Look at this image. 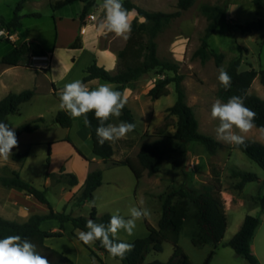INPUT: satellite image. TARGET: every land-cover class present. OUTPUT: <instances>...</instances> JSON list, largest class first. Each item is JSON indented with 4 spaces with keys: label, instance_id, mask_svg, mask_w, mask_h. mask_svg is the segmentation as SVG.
Segmentation results:
<instances>
[{
    "label": "rangeland",
    "instance_id": "374dc122",
    "mask_svg": "<svg viewBox=\"0 0 264 264\" xmlns=\"http://www.w3.org/2000/svg\"><path fill=\"white\" fill-rule=\"evenodd\" d=\"M20 1L0 0V19L11 20L14 17L15 9ZM132 1L139 7L149 11L165 13L179 11L178 0ZM227 2L229 5L226 22L219 25L209 41L211 48L224 55V60L219 66L215 63L214 58H210L206 63H202L199 58L193 57L201 45V38L204 36L208 25V20L202 14L201 8L204 5L224 6ZM101 3L102 0H97L95 5L88 11L84 21H81L80 16L84 5L79 0H27L20 13L22 16V27L15 31H9L6 27H0V60L13 50L14 45H20L24 40L28 39L42 44L48 50L55 49L56 51L51 72H44L43 74L45 78L41 85L42 88L48 85L46 79H51V77L59 85L81 79L84 74V69L94 62V42L90 37L94 31H90L87 36L84 50L73 51L69 49V45L75 41L74 35L79 30V25H81L79 35L82 36L84 32L83 28L87 27L88 24H94L92 16L96 15L98 17L100 15L101 9L99 6ZM35 14H38V16H34ZM135 15V18H137L138 13L136 12ZM142 19L139 18L141 22ZM258 20H262L264 23V6H257L253 3V0H196L192 8L183 11L181 16L169 23L156 38L158 57L162 61L177 63L179 65L178 74L183 76L182 86L186 93V101L196 113L200 131L215 139V129L219 121L213 120L210 113L212 104L216 99H219L217 96L218 88L220 87V83L217 80L218 69L223 66L226 70L230 63L239 58L242 61L241 71L251 69L259 71L264 69V28L261 31L243 33L239 27L240 25L245 26ZM2 31L4 33L1 34ZM124 41V39L117 38L112 34L102 36L100 39V43L104 46L109 43H115L119 47ZM72 59L75 62H72ZM23 63L24 66L26 65L32 68L38 66L46 70L50 67V58L48 56L47 61L35 60L34 56L28 55ZM2 68H6V65L0 63V69ZM174 76V72H163L156 69L143 75L132 84L135 91L132 99L139 105L137 106V114L135 115L139 133H134L131 136L134 143L157 144L164 141L163 136L157 133V129L163 126L166 120L174 125L167 129L165 135L172 134L176 131L175 123L177 122V118L175 116H168L167 112V108L173 106L177 101L176 84L171 83L169 85L170 95L160 98L159 101L156 100L157 102L148 96L152 85H155L158 80ZM25 79V85L28 88L32 87L34 84L33 81L27 77ZM250 92L264 99V86L261 84L259 78L255 79ZM47 94L45 92L40 94L44 100H47L22 106L20 113L8 116L4 123H7L14 130L24 123L31 122L36 118L38 119V117L49 118L51 112L58 106V100H48ZM147 105H149V108L146 107ZM151 109H154L153 115ZM45 128L34 133L28 139L34 142V145L31 147L30 158L26 167L21 171V176L25 181L41 190L47 188L49 202L55 211L61 213L65 207L63 197L59 194V186H54V189H49L48 187L50 186H46V176L50 168V164L48 163L49 142L60 140L66 135L67 130L60 125H51L49 123L45 125ZM246 139L264 144V131L255 127L247 134ZM74 140L77 146H79V141ZM221 144L222 146L216 155L210 157L207 154L209 162L205 160L206 156L204 157L203 164L206 168L207 164L210 165L211 174L218 176L221 181L223 180L229 192L235 195L239 192L235 188L238 179L232 177V171L252 172L259 177L258 181L248 184L240 194V199L243 203L236 202L233 209L228 211V235L233 233L236 224L242 218H245V216L251 215L259 217L261 219V226L257 231L254 245L258 256L264 264V209L261 206L259 197H256L260 194L264 195V187L260 182V179H264V170L241 150L233 149V145L223 142ZM59 146H62V144H58L55 149L58 156L55 158L54 168H57V165L60 164L64 155L62 147L59 148ZM163 146L165 148L170 147L169 144ZM202 147L198 143H192L188 148V152L192 150L194 154H197ZM202 149L204 153H207L204 148ZM14 151L24 152L25 148H16ZM188 152L183 155L181 150L173 151L164 160L159 174L161 177L164 176L173 179L170 180L173 182L168 190L178 187L183 180L185 181L184 183L193 182L194 184L192 186L197 190H201L204 187V182L209 181L207 173H203V171L196 175L197 169H194L192 163L188 161ZM11 156L7 160L0 158V175L7 174L10 171L9 164L12 165L11 161H13ZM172 164L174 171L172 170ZM118 169L120 168H113L111 170L112 172L110 174L108 173L106 177L116 178L118 171H120ZM124 169L130 171L129 168ZM130 177L133 182L135 180L134 173L133 176L130 173ZM130 190V194L134 198V190L131 188ZM126 193L124 192V195ZM3 196V191L0 190V198L5 197ZM76 197L71 203H74ZM97 203L100 204V198L97 201L93 199V201H88V203L85 202V205L83 204L77 208H74L73 205V208L71 207L66 213H73L76 217L89 218L92 209L97 208ZM153 205L155 207L156 202ZM156 214L155 212L152 213L151 217H154ZM75 237L67 236L59 242V245L75 252L77 250V241L73 240ZM180 245L189 258L196 264H202L208 255L209 248H195L189 238L184 235L181 237ZM172 253L173 245L171 243H165L163 252H152L146 261L151 262L156 257L158 261L166 262ZM63 254L66 255L64 252ZM110 260L113 261V264H122L116 258H111ZM210 264L250 263L238 256L233 249L221 248Z\"/></svg>",
    "mask_w": 264,
    "mask_h": 264
},
{
    "label": "trees",
    "instance_id": "16d2710c",
    "mask_svg": "<svg viewBox=\"0 0 264 264\" xmlns=\"http://www.w3.org/2000/svg\"><path fill=\"white\" fill-rule=\"evenodd\" d=\"M27 0H21L16 9L14 17L11 20L0 19V27H6L9 31H15L22 27L21 11ZM70 1V0H67ZM83 3V11L80 20L84 21L88 11L95 5L97 0H79ZM196 0H178L179 11L175 13H165L160 11L145 10L136 5L132 0H123L124 7L129 10H135L138 17L132 22L130 38L127 39L125 47L118 53V66L116 73H112L96 62L88 66L84 72L86 76L82 79L84 83L95 79H101L115 84L116 90L124 95L127 86L137 81L143 75L159 69L163 72H174V77H165L156 82L150 89L148 96L153 101L162 97L169 96L171 91L169 85L176 84L177 101L167 109L168 116H175L176 131L174 135H165L167 129L174 124L166 120L165 124L157 129V133L163 136L164 141L157 144H144L136 158L127 157L121 161H113L114 149L109 142L103 146L98 143L95 129L99 126V121L94 113L88 114L91 127H88L93 140V155L97 159L105 162L111 161L114 166H128L137 180H140L145 171L149 176L159 173L164 160L173 151H182L183 155L188 152L192 143H198L204 147L210 155H216L222 144L214 137L204 134L200 131L199 121L194 109L186 101V93L182 86L183 76L178 74L179 65L177 63L162 61L158 57V45L156 38L164 28L174 19L181 16L183 11L193 7ZM259 7L264 6V0H253ZM228 2L224 6L204 5L201 8L202 14L207 18L208 25L204 36L201 38V45L194 53L195 58H199L202 63H206L210 58H214L219 66L224 60V55L217 52L210 46V38L216 32L217 28L223 22H226ZM34 16H38L35 14ZM143 18L144 21H140ZM243 33L261 31L264 28L262 20L253 21L245 26H239ZM81 35L76 38L70 49H82ZM48 51L35 41H26L20 45H14L13 50L2 57L1 64L7 66H19L28 55L47 56ZM241 59H237L229 64L226 71L232 78L231 87L224 89L221 85L218 88L217 96L222 102L233 96L244 97L245 106L256 113V128L264 129V99L252 94L251 88L255 79L259 78L264 86V69L241 71ZM35 95V90L29 89L21 93H11L0 100V121H5L8 116L17 114L23 103L29 102ZM83 120V118H81ZM121 120L135 124L136 120L132 111L125 105L122 109ZM55 124L63 128H71L73 119L64 111H59L53 120ZM112 119L108 121L111 123ZM47 124L43 117L34 121L24 123L14 129L17 139L25 133H32L39 130ZM71 142L70 138L65 139ZM169 144L170 147L163 145ZM52 144H49V147ZM233 149L241 150L251 160L256 162L264 170V144L246 139V143L241 146L233 145ZM14 150V148H13ZM12 150V160L15 162H24L27 159L28 152L18 153ZM78 152L86 158L81 151ZM50 148L48 163L50 162ZM88 159V158H86ZM47 179L52 184L65 183L71 187L78 185V178L73 173H67L63 167L59 173H48ZM232 177L239 179L235 185L238 190H243L248 183L259 180L257 174L246 171H232ZM103 171L95 170L89 173L85 184L76 197L74 206H81L87 201L94 199L95 191L102 185ZM0 184L7 188H15L20 191H26L37 199L40 203L46 205L49 209L47 214H34L26 222L19 223L6 220L0 217V239L10 235H20L27 238L36 245V250L44 256L49 264H74L73 260L46 244V239L50 237H63L64 225L71 222L75 229L87 231L86 222L88 219L96 223L108 224L111 214H105L97 217L96 208L92 209L89 218L74 217L71 213L57 212L53 209L47 198V188L39 189L31 183L25 181L19 172L9 171L7 174L0 175ZM264 187V183H263ZM262 187V188H263ZM160 199L163 202V213L158 227H153L147 222L149 235L145 238H138L134 241H124L134 244L132 251L126 253L121 262L123 264H192L180 245L181 233L184 228L189 229V235L197 244H211L213 251L209 254L206 264H209L216 254V250L223 241L227 227L228 218L225 208V200L222 197V181L218 176L213 175L210 182L201 190L190 187L183 183L179 187L172 188L162 194ZM261 206L264 209V195H259ZM56 220L61 224V230L55 233H49L41 228L45 221ZM261 225L259 217L247 215L240 231L230 240L227 246L231 247L235 253L247 260L250 264H260L258 258L252 253L251 245L257 229ZM123 241V240H121ZM173 245V254L167 262L153 261L146 263V259L151 250L162 252L164 244ZM100 251L109 254L103 248L99 241H96ZM95 256V253H91ZM119 259V258H117ZM120 260V259H119Z\"/></svg>",
    "mask_w": 264,
    "mask_h": 264
},
{
    "label": "crops",
    "instance_id": "0c3cea01",
    "mask_svg": "<svg viewBox=\"0 0 264 264\" xmlns=\"http://www.w3.org/2000/svg\"><path fill=\"white\" fill-rule=\"evenodd\" d=\"M135 14H136V11L134 12L132 22L136 17ZM142 21H144V20L142 19ZM78 24H79V21H78ZM83 30H84V32L82 33V36H81L82 40H83L82 41L83 48L82 49H70V46L74 43L73 42L69 45V49L73 50V51L84 50V48L86 46V40L88 38L87 36L89 35L90 31H92V32L94 31V33L91 34V36H90L92 41L94 42V49H95V52L93 55L94 62H96L100 67H103L112 73H116L117 66H118V53L125 47L127 40H125L124 43H122L119 47L116 46L115 43H109L108 45L104 46L100 43V39L102 36H99L96 33V31L94 29V24H88V26L83 28ZM80 31H81V25H79V30H77L75 35H74L75 40L78 36H80L79 35ZM26 41H32V40H28V39L24 40V42H26ZM46 50L48 51L47 56H49V58H50L49 69L43 70L41 67H38V66L35 68L29 67L26 65L24 66V63H23L24 61L19 66H7L6 65V68L0 69V100H2L3 98H5L7 95H9L11 93H21V92H23L25 90H29V89L35 90L34 97L29 102L23 103L20 106L18 113H20L22 106H25L28 104L32 105V104L40 102V101L42 102L44 100V98L40 94L44 93V92L48 93L47 94L48 100L53 101L54 99H57L58 105H59V98H58L57 93L60 91V89L63 88V86L65 84L59 85L58 82H55L54 81L55 79L53 77H51V79H46L48 81V85L46 87L44 86V88H42V86H41L43 84V79L45 78V76L43 75L44 72L50 73L52 70V64H53L55 52H56L55 49L54 50L46 49ZM73 59H75V58H73ZM73 59H72V62H75V60H73ZM92 64H90V65H92ZM83 73L84 74L80 80H82L86 76V73L84 71H83ZM25 77H27L29 80L31 79L33 81L34 84L32 87L28 88V86L25 85L26 84ZM134 82H136V81H134ZM134 82L130 83L127 86V88L125 89V92H124V96L127 97V103H126L127 107L132 111V113L135 117V115L137 114V106H139V105L135 100L132 99V96L135 92L134 87L132 85ZM105 83L109 84L113 89L116 90L117 86L115 84L103 81L101 79H95V80H92L90 82H87L86 84L89 86L90 89H93V88H96V87L100 86L101 84H105ZM153 87H154V84L152 85L151 88H153ZM45 100H47V99H45ZM157 101H159V100H157ZM146 107L149 108V105H147ZM153 110L151 109L152 115L154 113ZM59 111H60V109L57 106L55 108V110L51 112V116L49 118H46V117H43V118L46 120L47 123H49L51 125H55L53 120L55 119V117ZM147 113L149 114V112H147ZM38 118H40V117H38ZM36 119H34V120H36ZM34 120H32V121H34ZM135 120H136V118H135ZM120 121H122L121 116L119 118H112L111 123H119ZM136 123H137V120H136ZM43 129H46L45 126H44V128H40L39 130H36L32 133L22 134L17 139L18 140V146L16 148H25L24 152L21 151L18 153L28 152V156L24 162L11 161L12 165L9 164L10 171H17L21 175V171H23V169L26 167V164L28 163V160L30 158L31 147L34 145V142H31L28 139L34 133L41 131ZM65 129L67 130L65 136H63L58 141L49 142L52 145L49 147L50 151H51V157H50V162H49L50 168H49L48 173H51V172L59 173L61 168L64 167L67 173H73L77 176L78 185L74 186V187H71L65 183L53 185L49 179H46L47 180L46 186L47 187L50 186V187H48L49 189H54L55 188L54 186H59V194H61V196L63 197L64 207L66 208V211H68L71 207L73 208L74 203H71V201L76 196L78 197L80 195V192H81V190L85 184V181H86L89 173H91L95 170H102L103 171L102 185L94 193V195H95L94 199L96 201L98 200V198H100V204L97 203V208L95 207L97 210V217L100 218L105 214H111L112 215L118 211L120 215L125 216L127 218L128 209L131 206H140L139 201L143 200V202H144L143 206L148 209L149 215L146 218L142 219L141 221L137 222V227L135 229L134 235L129 236V235H127L126 232L120 231L119 239L129 242V241H134L138 238L147 237L149 235L147 222L150 223L153 227H156V228L158 227L159 222H160L161 217H162V213H163V202L160 199V196L169 191L168 188L170 187V185L173 182L170 180H173V179L169 178V177H164V176L161 177L159 173L155 174L154 176H149L148 172L145 171L140 180H137V178L135 177V180L132 182L131 177H130V173L133 176V171L128 166H114L111 161L105 162L101 159H97L94 157V155H93V140L91 137V132H90L89 128L84 125L83 120L81 118L73 119V126L69 129H67V128H65ZM134 133H137V134L139 133L137 125H136V130L129 133L125 138L120 139V140L115 141V142H109L114 149L113 161H121L127 157H130V158H136L137 157L142 146L146 143H143V142L134 143L132 141L133 138L131 137ZM174 133L168 134V135L172 136V135H174ZM66 138H70L72 143L66 141L65 140ZM74 139H76V141H79V144H78L79 146H77ZM60 143L62 144V146H59V148L62 147L64 155H63V159L60 162V164L57 165V168H54L53 166H54L55 161H56L55 158H56V156H58V154L56 153L57 151L55 149L58 146V144H60ZM16 148H14V149H16ZM202 148H204V147H202ZM202 148L199 150V152L197 154L196 153L194 154V152H192V150H190L188 152V161H190L192 163V167L194 169H197L196 175H198L200 172L203 171V173H207V175L209 177V181H210V179L213 177V175L211 174V171H210V165L207 164V168H206V166H204V164H203L205 156H206L205 160H207V162H209V159H207L208 153H204L203 152L204 150ZM78 150L81 151L83 153V155H85L86 158H88V159L83 157L78 152ZM14 152H16V151H14ZM211 156L212 155H210V157ZM113 168H120V169H118V170H120V171H118V173H120V174L117 173L116 178H110V177L107 178L106 177L107 174L108 173L110 174V172H112L111 170H113ZM124 168H129L130 171H127ZM172 170H173V164H172ZM121 174H123V175H121ZM134 176H135V174H134ZM209 181L204 182V186L207 185L209 183ZM184 182H185L184 180L182 182H180V185H182ZM238 182H239V179H238ZM260 182L263 185L264 179H260ZM186 184H188L190 187L194 188L192 186V184H194L193 182H188ZM248 184H250V183H248ZM247 185L245 186V188L247 187ZM130 188L134 190V198L130 194V192H131ZM244 189L239 190L237 195L232 194L231 192H229V190H227L226 185L224 184V182L222 180V197L225 200V208H226L227 218H228V211L233 209L234 204L236 202L239 201L241 204L243 203V201L240 199V194L242 193V191H244ZM0 190L3 191V194L5 196V197L3 196L4 198H2V199L0 198V217L4 218L6 220L24 223L34 214L43 215V214H47L49 212V209L46 205L40 203L37 199H35L32 195H30L26 191H20V190L15 189V188H7V187L2 186L1 184H0ZM128 191H129V193H128ZM124 192H127V193L124 195ZM256 197H259V195H257ZM89 202H90V200H89ZM155 202H156V205L154 207L153 203L155 204ZM86 203H88V201ZM77 207H79V206H74V208H77ZM65 208H64V210H65ZM154 208H155V210H154ZM154 212L157 214L154 217H151V214ZM71 214L74 216L73 213H71ZM74 217H76V216H74ZM245 218H246V216H245ZM245 218H242L240 220V222L238 224H236L235 229L231 235H228V232H229V221H228V227H227L225 237H224L223 241L220 243L219 247L217 248L215 256L218 254V252L221 248H231V247L227 246V244L240 231V229L242 228V225L244 223ZM41 228L44 231H47L49 233H55V232H59L61 230V224L59 221L49 220V221H45L41 225ZM258 229H257V231H258ZM79 231H82V230L75 229L71 222H67L64 225V230H63L64 236L63 237L47 238L46 244L48 246L56 249L57 251H61L62 253L64 252L67 256H69L73 260L74 264H113V261L110 260L112 257L109 254H106V253L100 251L97 247L96 242L92 243V244H88V245L83 244V242L80 241L78 239V236H77ZM256 234H257V232H256ZM256 234L254 236V239H253V242L251 245V250H252V253L258 258L259 263L263 264V262L261 261V258L258 256V254L255 250L254 240H255ZM75 235H76V237H75ZM182 235L189 238L191 244L195 248H199V249L209 248L208 249V255H207L206 259L204 260V262L202 263V264H206V260L209 256V254L214 249L213 246L211 244H206V243H202V244L195 243L192 240V238L190 237L189 229L187 227L184 228V230L182 231L181 237H182ZM67 236L75 237V239H73L74 241H77V243H76L77 250L75 252L73 250L71 251L68 248L59 245V242L61 240L65 239V237H67ZM180 242H181V239H180ZM92 252L95 253V256L91 255ZM152 252H156V251L151 250V252L148 254L147 258L150 256V254ZM156 253H160V252H156ZM185 254H186V252H185ZM215 256L213 257V259L215 258ZM188 258H189V256H188ZM213 259H212V261H213ZM117 260H119V259H117ZM156 260H157V258L154 257V260H151V262L156 261ZM190 261L192 264H196L191 259H190ZM146 263H150V262L146 261ZM115 264H117V263H115Z\"/></svg>",
    "mask_w": 264,
    "mask_h": 264
},
{
    "label": "clouds",
    "instance_id": "9594fccd",
    "mask_svg": "<svg viewBox=\"0 0 264 264\" xmlns=\"http://www.w3.org/2000/svg\"><path fill=\"white\" fill-rule=\"evenodd\" d=\"M99 7L100 15L92 16L96 33L99 36L112 34L117 38L129 39L135 10L125 8L123 0H102ZM217 80L224 89L231 87L232 78L223 66L218 69ZM57 95L59 109L73 119L83 118L87 127H91L88 114L94 113L99 121L95 134L101 146L105 142L123 139L135 129V124L126 121L108 123L112 118L122 115L127 97L107 83L90 89L82 80L76 79L66 83ZM210 115L213 120L219 121L215 129L216 139L229 145H244L247 134L256 127V113L245 106L242 96L233 95L226 103L216 99ZM17 146L15 131L0 121V158L7 160ZM143 204L141 200L140 206H131L127 218L117 211L111 215L107 225L88 219V230L79 231L78 239L85 245L99 241L112 258L123 260L126 253L133 250L134 244L121 241L119 233L124 231L129 236L134 235L137 222L149 215ZM0 264H49V261L36 250V245L30 240L20 235H10L0 239Z\"/></svg>",
    "mask_w": 264,
    "mask_h": 264
},
{
    "label": "built area",
    "instance_id": "2783aa9c",
    "mask_svg": "<svg viewBox=\"0 0 264 264\" xmlns=\"http://www.w3.org/2000/svg\"><path fill=\"white\" fill-rule=\"evenodd\" d=\"M4 33V31L1 32V34ZM35 60H48V56H34Z\"/></svg>",
    "mask_w": 264,
    "mask_h": 264
}]
</instances>
